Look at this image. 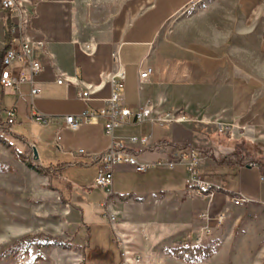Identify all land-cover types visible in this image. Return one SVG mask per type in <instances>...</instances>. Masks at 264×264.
Returning <instances> with one entry per match:
<instances>
[{
	"label": "crops",
	"instance_id": "1",
	"mask_svg": "<svg viewBox=\"0 0 264 264\" xmlns=\"http://www.w3.org/2000/svg\"><path fill=\"white\" fill-rule=\"evenodd\" d=\"M144 1L26 0L21 9L23 34L30 41L46 45L45 52L38 53L43 71L33 80L41 93L32 98L29 84L14 89L0 86L2 116L7 110L15 112L17 126H10L8 132L31 153L35 148L46 152L57 145L60 154L70 161L38 165L55 166L61 172L66 167L92 170L94 183L98 171L94 158L111 144L104 121L94 117L74 131L64 118L105 107L111 96V77L122 68V100L133 112L150 107L159 114L182 113L189 120L130 124L116 130V140L140 162L166 161L189 150L199 152L200 172L208 170L201 175L219 188L214 171L220 164H215L210 150L217 138L215 122L234 125L243 140L255 141L258 156L264 154V82L253 77L264 73V20L249 19L244 0H149L136 13ZM17 21V14L0 9V56L9 39L10 25ZM237 42L242 51H228V44L234 48ZM149 68L153 72L141 80L140 73ZM229 73L248 78L230 86ZM61 78L64 85L57 84ZM84 92L88 93L86 99L82 98ZM33 112L53 121L39 125L31 118ZM186 123L189 128L181 125ZM202 134L208 135L210 143L200 138ZM132 137L146 141L132 144ZM80 150L84 154H79ZM128 169L117 167L116 177L129 174ZM177 169L186 171L182 166L169 173L166 168L153 169L144 174L135 194L122 199L114 195L113 202L108 203L118 221L114 232L131 242L130 249L146 258L145 264L151 251L157 249L153 245L157 235L164 234L159 242L164 243L175 235L174 230L189 224L198 203L205 205L189 199L194 190L188 184L184 191ZM226 194L216 192L214 200L223 201ZM232 194L260 201V191L248 180ZM171 214L179 220L170 221ZM170 227H174L171 234Z\"/></svg>",
	"mask_w": 264,
	"mask_h": 264
},
{
	"label": "rangeland",
	"instance_id": "2",
	"mask_svg": "<svg viewBox=\"0 0 264 264\" xmlns=\"http://www.w3.org/2000/svg\"><path fill=\"white\" fill-rule=\"evenodd\" d=\"M147 1L137 6L136 13L148 5ZM244 1L248 4L249 19L264 20V0ZM228 51H242L241 44L237 42L234 48L228 44ZM246 77L240 73H229L228 85L234 86L233 83L241 82ZM253 77L264 82V73ZM2 118L5 120L6 115ZM215 124L217 138L210 150L214 152L215 164L221 165L215 169L214 179L227 197L217 202L214 197L203 198L195 191L191 193L189 199L194 202L199 200L205 205L201 207L198 203L189 224L174 230L172 238L164 243H159L164 234L154 238L153 245L157 249L151 251L147 264H264V169L261 171L234 163L235 157L244 159L247 156L251 160L264 162V154L259 153L258 156L259 148L254 145L255 141L250 138L243 140L234 125L227 126L222 121ZM219 124L228 127V134L218 132ZM181 125L189 128L190 124ZM10 126L17 125L13 123ZM203 131L209 135L206 130ZM16 132L21 134L20 131ZM206 134L200 138L210 143ZM51 141L54 143V137H51ZM46 150L35 148L38 155L35 159L20 141L12 138L10 132L0 130V264H120L119 249L113 241L115 232L104 215L112 214L108 203L113 202L114 195L122 199L135 194L146 173H137L130 168L127 171L129 174L116 177L115 170L114 194L109 201L108 195L94 185L92 170L83 172L66 167L59 175H56V171L51 175L38 172L40 162L56 166L70 161L60 154L57 145ZM223 153L227 156H223ZM165 171L169 173V170ZM176 171L186 191L190 176L184 170ZM207 171L201 172L206 174ZM209 172L212 174V170ZM247 180L260 191V203L248 201L232 204L228 192L237 193L240 185ZM203 213L213 216L223 213L226 221L221 228H215L205 236L202 245L196 246V239L202 236V229L207 225L206 219L200 217ZM176 219L179 220L176 214L169 218L170 221ZM117 225L118 221L114 226ZM173 229L170 227L172 231L168 233L174 232ZM142 236L146 238L144 234ZM126 244L132 246L129 240ZM180 247H201L211 255L199 262H187L168 254L170 250ZM131 252L136 251L131 248ZM145 263L146 258H142V264Z\"/></svg>",
	"mask_w": 264,
	"mask_h": 264
},
{
	"label": "built area",
	"instance_id": "3",
	"mask_svg": "<svg viewBox=\"0 0 264 264\" xmlns=\"http://www.w3.org/2000/svg\"><path fill=\"white\" fill-rule=\"evenodd\" d=\"M26 0H0V9L4 11H12L17 14L18 21L11 24L9 28V39L0 56V86L4 89H14L19 85H30V96L37 97L41 93V89L34 85V78L43 71V65L38 53L45 52L46 45L44 42H35L26 39L23 32V12L22 5ZM114 59L117 55L113 54ZM18 65V66H17ZM17 66V67H16ZM153 70L149 68L140 73V79H147ZM125 72L120 68L111 77V96L105 107L95 111H85L79 115H70L64 118L65 124L71 130H78L81 126L91 123L94 117L103 119L104 129L111 137V144L108 149L94 158L97 162V176L94 185L103 190L108 195V200L113 196V174L117 167L126 166L137 173H147L150 170L158 168H166L174 170L177 167H185L186 172L190 176V186L195 193L203 198H211L214 196L212 189L216 188L210 182L206 181L200 173V165L202 156L194 150L179 152L174 154L173 158L166 161L156 162H140L138 158L126 150L125 145L116 140L115 131L123 126L130 124H171L184 123L189 119L182 113H164L159 114L153 111L150 107L139 108L133 112L131 108L123 103L122 89L124 88ZM63 78L57 80L58 85H64ZM82 98H88V93L84 92ZM6 123L11 125L15 122V112L7 110ZM35 123L48 125L53 120L40 113L33 112L31 116ZM228 127L219 124L218 132L225 134ZM60 141V136H57V142ZM146 139H138L137 137L130 138L132 144L145 142ZM79 154H84V151H78ZM248 167L258 168L256 162L249 163ZM210 192V193H209ZM209 193L208 195H206ZM231 203L239 205L248 202L245 197L234 195L231 196ZM200 217L206 219L207 225L202 229V236L195 241L196 246L203 243L204 237L212 233L215 228H221L226 216L221 213L213 216L210 213L200 214ZM114 229L116 217L113 214L107 213L104 215ZM115 244L120 253V264H142L141 256L136 252H131L130 247L126 244V240L115 233Z\"/></svg>",
	"mask_w": 264,
	"mask_h": 264
},
{
	"label": "trees",
	"instance_id": "4",
	"mask_svg": "<svg viewBox=\"0 0 264 264\" xmlns=\"http://www.w3.org/2000/svg\"><path fill=\"white\" fill-rule=\"evenodd\" d=\"M2 113H3V109L1 108L0 106V130H3L4 132H8L9 131V127L10 125L7 124L6 122L3 121V118H2ZM34 158V153H32V155ZM248 157V156H247ZM244 158V159H237L235 157V164H239L241 166L243 165H249V163H252V162H256L259 166V170H263L264 169V162H259L258 160H251L250 158ZM224 161V160H223ZM221 165V163H220ZM37 171L44 174V175H51V173L53 174V172L56 171V175H59L60 174V170L57 168V167H53V166H49V167H46V168H43V167H40L38 166L37 167ZM47 172H50V173H47ZM211 192H222V193H225L224 190L220 189V188H214L212 189ZM210 193V192H209ZM209 193H207L206 195H208ZM226 194V193H225ZM231 196H234V194H230ZM126 198V197H125ZM169 255L171 256H174L175 258H178L180 260H184V261H187V262H199L205 258H209V256L211 255L210 253H206V250L201 248V247H197V248H184V247H180V248H176V249H172L168 252Z\"/></svg>",
	"mask_w": 264,
	"mask_h": 264
},
{
	"label": "water",
	"instance_id": "5",
	"mask_svg": "<svg viewBox=\"0 0 264 264\" xmlns=\"http://www.w3.org/2000/svg\"><path fill=\"white\" fill-rule=\"evenodd\" d=\"M34 156H35V159L38 158V155H37L36 151H34Z\"/></svg>",
	"mask_w": 264,
	"mask_h": 264
}]
</instances>
